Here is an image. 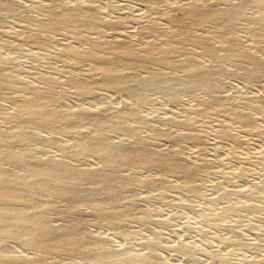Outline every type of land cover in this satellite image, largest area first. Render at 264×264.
<instances>
[{
  "label": "rangeland",
  "instance_id": "374dc122",
  "mask_svg": "<svg viewBox=\"0 0 264 264\" xmlns=\"http://www.w3.org/2000/svg\"><path fill=\"white\" fill-rule=\"evenodd\" d=\"M9 1L16 5L17 12L0 10V70L17 85L0 91L2 131L16 127L4 116L13 109L14 102L31 96L34 88H43L46 80L51 84L42 94L49 109L77 108L104 115L107 107L118 110L122 101L132 103V97L111 88L95 86L93 91L82 93L70 83L77 78L87 82L99 79L102 65L98 57L113 56L112 45L126 42L139 50L146 42L159 44L171 48V58L178 62L183 61L179 52L185 47L197 63H209L202 53L204 45L183 42L179 14L194 3L203 8H223L236 0ZM72 4H83L84 11L95 14L98 23L79 30L73 24L52 29L49 10L63 11ZM258 13L260 9L253 7L234 22L237 42L222 37L219 21L202 26L188 22L193 36L207 37L221 54L213 62L210 89L192 85L169 96L157 86L135 84V90L145 99L139 114L148 127L124 119L123 125L135 126L137 140L119 129L109 130L108 139L125 140L124 158L132 156L137 143L144 140L150 150L162 155L181 154L183 161V168L175 172L143 165L121 169L119 178L127 182L121 195L135 203V217L111 223L97 206L83 203L73 207L61 198L52 200L53 208L45 206L53 224L69 222L76 233L99 236L104 241L102 246L119 253L97 264H264V90L260 93L264 67L257 78L243 80L240 71L249 60L225 56L223 51L227 45L236 52L246 47L253 58L264 56L245 33ZM261 27L260 36L264 37V23ZM27 34L40 41H28ZM89 49L96 57L84 61L71 52ZM159 55L155 52L150 63L129 71L140 78L154 71L169 73L184 85L187 76L183 69L159 65L155 61ZM238 111L252 112L250 119L237 122L233 115ZM181 120L192 125L191 130L181 126ZM220 122L227 124L228 135L221 132ZM249 124L253 132L247 131ZM74 128L69 123L53 132L38 127L29 148L38 159L49 155L80 169L99 166L101 160L88 152L74 155L80 140L93 134L92 128L86 124L81 133ZM6 164L3 167L18 173L16 165ZM143 179L156 180L160 186L144 185ZM84 185L91 186L88 182ZM50 200L38 197L40 204ZM223 207L229 212L220 215ZM149 240H154L153 248L145 245ZM177 245H185L186 249L177 251ZM0 248L26 257L39 254L17 240L0 241ZM44 257L62 264H95L65 251H51Z\"/></svg>",
  "mask_w": 264,
  "mask_h": 264
},
{
  "label": "bare ground",
  "instance_id": "6f19581e",
  "mask_svg": "<svg viewBox=\"0 0 264 264\" xmlns=\"http://www.w3.org/2000/svg\"><path fill=\"white\" fill-rule=\"evenodd\" d=\"M84 7L83 4H72L63 11L49 10L53 21V25L50 27L59 29L73 24L79 30L98 23L99 20L95 14L84 11L86 9ZM253 7L259 8L260 13L252 19L253 24L245 29V33L254 39L257 50L263 52L264 37L260 35L261 26L264 23V0H236L223 8H203L194 3L179 14L178 23L182 31L183 42L204 45L202 53L210 59L209 63H197L185 47L181 48L179 52L183 61L178 62L171 58L173 51L169 47L146 42L142 45V49L138 50L132 48L128 43L122 42L112 45L113 56L98 57L102 65L99 79L87 82L82 78H77L70 83L82 93L93 91L95 86L111 88L132 97V103L126 104L122 101L118 110L107 107V113L104 115L77 108L73 111L49 109L42 94L43 89L51 84L50 80H46L43 88H34L31 96L14 102L13 109L6 114L3 113L16 127L9 131L0 130V241L17 240L26 249L39 253V256L35 253V257H26V254H16L9 248H0V264H62L61 262H49L45 259L44 255L51 251L74 253L95 264L105 258L117 257L119 253L115 250L108 246H102L104 241L101 237L78 234L75 232V227L69 222L60 226L53 224L48 214L49 210L45 206L53 208L52 200L61 198L73 207L83 203L97 206L99 213L111 223L120 218L135 217V203L131 198H123L121 195L127 184L125 179L119 178L121 169L143 165L156 166L164 172H175L183 168L182 156L177 153L159 154L150 150L147 143L141 140L137 143L133 155L124 158L125 140H109L108 131L119 129L126 137L130 136L129 138L137 140L135 126L133 124L123 125L124 119L130 120L140 127H148L146 120L139 114V106L144 103L145 99L140 92L135 90V84H140L143 87L157 86L161 91L167 92L169 96L175 95L181 87L188 90L192 85L210 89L212 85L209 77L213 74V62L218 61L221 54L212 46V43H209L207 37L193 36L188 22L191 21L202 26L210 21H219L222 26V37L237 42L238 36L232 29L233 24ZM0 10L12 14L17 12L16 5L9 0H0ZM27 20H30V16H27ZM2 21L3 19L0 17V22ZM26 38L31 42L40 41L37 36L31 34H27ZM223 51L225 56H236L249 60L248 66L240 71V77L243 80L249 81L257 78L260 68L264 67V56L253 58L246 47H242L240 52H236L227 45ZM71 52L77 56L79 61L96 57L91 49L72 50ZM155 52L160 53L159 58L155 60L159 65L171 69H183L187 76L184 85L179 82L177 77L169 73L154 71L140 78L129 71L142 68L150 63L154 60ZM124 58L129 61L124 62ZM16 85L15 80H7V75L0 70V91L4 87ZM263 90L264 84L260 87V93ZM251 113L238 111L233 117L237 122L246 121L250 119ZM63 123L75 126L74 130H77L78 133H81L86 124L92 128L93 134L80 140L74 155L78 157L79 154L88 152L96 159L101 160L99 166L80 169L63 159H54L49 155L42 156L44 159H38L33 155L29 146L35 140L34 131L38 127H44L51 132L57 131ZM180 125L191 130L189 126L192 125L187 121L181 120ZM220 125L223 128L221 132L225 131L223 133L227 134V124L220 122ZM247 129V131H254L251 124ZM230 137L231 139L235 138L232 135ZM3 163L16 165L19 169V171L16 170L18 173H13L3 167ZM184 172L189 173L187 169ZM85 182L90 183L91 186L86 188ZM141 183L156 188L160 186L156 180L151 179H143ZM41 196H46L51 200L40 204L38 197ZM119 203L120 205L117 207L116 205ZM228 212L229 209L223 207L219 213L221 215ZM152 241L154 240H149L145 245L153 248ZM184 246L177 245L174 249L183 251L186 249Z\"/></svg>",
  "mask_w": 264,
  "mask_h": 264
}]
</instances>
